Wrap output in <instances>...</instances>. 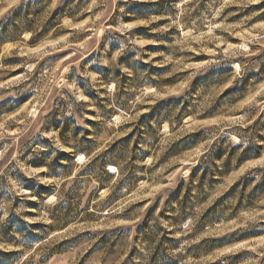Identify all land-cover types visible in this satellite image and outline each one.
I'll return each instance as SVG.
<instances>
[{
	"label": "rangeland",
	"instance_id": "374dc122",
	"mask_svg": "<svg viewBox=\"0 0 264 264\" xmlns=\"http://www.w3.org/2000/svg\"><path fill=\"white\" fill-rule=\"evenodd\" d=\"M33 1L0 0L31 27L0 45V264H264V0Z\"/></svg>",
	"mask_w": 264,
	"mask_h": 264
},
{
	"label": "trees",
	"instance_id": "16d2710c",
	"mask_svg": "<svg viewBox=\"0 0 264 264\" xmlns=\"http://www.w3.org/2000/svg\"><path fill=\"white\" fill-rule=\"evenodd\" d=\"M40 1H42V0H35L33 2H30V5H34L36 3H39ZM136 4L139 5V6L142 5L141 3H138V2H136ZM70 10H71V11H69L70 13H68L65 16H69V17H72L73 18V16H75L76 12L74 13L72 11L73 9H70ZM25 11H26L25 5H20L19 7L14 8L9 13V15L6 18H4L3 21L0 22V45H2L3 43H5L7 41L15 42L17 40V38H19L22 35L23 32L28 31V30L31 29V27L29 25H27L26 22H24L25 19H23V13ZM64 14H66V12ZM57 15H58V13H55L54 14V20L58 23V21H60V18L61 17H58ZM51 22H53V20ZM52 27H53V23L49 24L48 27H46L43 30V32L41 33V35L42 34L45 35L46 33H48L49 30ZM239 147H241V145ZM209 157H210V153L205 154L201 158L200 163L198 164V166H196V167L193 168V172L192 173H195L196 171H198L200 169L202 163H203V160L208 159ZM248 158H251V157H248V156L244 155V156L241 157V161L242 160H245V159H248ZM116 164H117V166H119L118 163H116ZM181 183L178 185L177 190L170 192L169 199L172 198V197H174L175 194L178 192L179 189L183 188L184 184H181ZM187 216H188V214L185 213L184 219ZM164 242L165 243H163L161 245V247H160L161 249H165V248H167V249H171V248L172 249H175L174 244H173L174 241L172 239H165ZM150 243L151 244L153 243V239H150ZM164 251H166V250H164ZM160 260H161L162 264H179V260H175V261H172V260L169 261L168 260V262H166L165 260L163 261V259H160ZM166 260H167V258H166ZM128 262L130 264H132L131 263V258L128 259ZM124 264H126V263H124Z\"/></svg>",
	"mask_w": 264,
	"mask_h": 264
},
{
	"label": "bare ground",
	"instance_id": "6f19581e",
	"mask_svg": "<svg viewBox=\"0 0 264 264\" xmlns=\"http://www.w3.org/2000/svg\"><path fill=\"white\" fill-rule=\"evenodd\" d=\"M114 169V168H113Z\"/></svg>",
	"mask_w": 264,
	"mask_h": 264
}]
</instances>
